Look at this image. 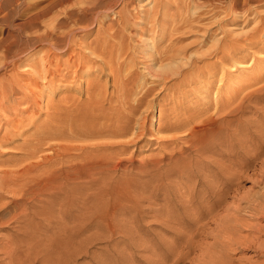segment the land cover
Returning a JSON list of instances; mask_svg holds the SVG:
<instances>
[{"label":"rangeland","instance_id":"1","mask_svg":"<svg viewBox=\"0 0 264 264\" xmlns=\"http://www.w3.org/2000/svg\"><path fill=\"white\" fill-rule=\"evenodd\" d=\"M54 1L55 0H0V38L6 37L11 34L15 38L16 42L19 43L20 48H25L24 52L16 54L19 60L17 59L18 62L15 64V66L10 62L11 57L8 56L9 59L6 58L4 51L0 49V84L7 83L9 81L8 83H13L16 89L15 91L11 92L10 100L2 98V101L4 100V105H0V153H3L0 154V165L5 162H7V164L12 163V160H15L18 157L17 154L19 149H21V147L25 146L26 143L31 141V139L33 138V134L37 132L38 127L44 124V121H50L49 115L52 119V116L54 115H52L51 113H56L55 115H57L60 111H68L66 114L62 113L61 117L63 115H65L66 117L69 115L72 116L76 112L75 107L78 111L79 107L85 105V100L88 99L87 97H89V93H93L95 88L96 90L99 88H104L105 90L103 89V91H106V93H108L107 95L109 96L112 95L113 101L117 102L113 105H119V102L116 100L117 97L115 89L122 86V89L127 92L129 91L128 93H131V102H135L133 100V97L136 96L138 98L141 94H143L149 87V85L152 84L151 80L153 78L155 79V77H152L148 73V69L145 68V64L152 62L154 57L158 56L157 52L170 46L169 44L177 46L179 45V47L180 45L186 46V44H188V48H190L185 56L182 55L184 57L177 60L178 63H176L179 66H183L184 68L188 67L189 62L191 61L188 57H195V55L200 58L199 61H197L196 63L194 62V66L196 68H204L203 70H207L208 67L213 63L218 65L215 67L213 66L214 68H212L211 71L213 72V74L215 73V75L211 78L196 75L197 77H199V79H197V77L195 76V78L191 82L182 83L180 81L184 77V75L176 73L177 75H172L166 87L161 88L159 86L160 89L158 87L157 90L148 97V99L154 100V105L153 107L147 108L150 110L146 111L147 114L149 113L148 115L152 120V126L154 129L158 127V121L160 120L161 115L164 116L168 114L169 109H171L175 105V103L181 107H187L186 109H191V112H199L202 108L207 107L212 103L209 101H211L210 99L215 98L219 88L222 87V96L224 100H226L228 92L236 88L238 84L246 82L248 83L249 80L254 79L256 76H259L260 74L264 75V27H261L262 29L259 30L264 20V0H240V4L238 5V7H235L232 1H229L225 5H223L221 2H214L215 4L213 5L211 3H203L202 0H132L128 2V4H125L120 0L114 5L112 9L107 10L106 15H101L99 17V23L92 24V18H89L90 15H87L84 12V9L88 4L87 0H69L64 2L63 5H58L54 3ZM163 1L170 4L169 7L166 8V12L168 11V13L171 15H169L171 23L170 25L169 23L167 24V33L164 37H162V32L158 31L160 28L154 29L153 27V23L156 21V19H158L159 16V19L161 18L162 13L160 14V12H157L156 15L154 14L156 17L152 15L153 17L151 18L150 16L149 20L144 19L148 12L152 13L156 10H160L161 6H159V4H162ZM222 5L226 6L227 9H224ZM45 6L46 8L42 9ZM43 11L47 12L45 13ZM120 11L130 12L131 21L129 25L124 26L119 23L118 18ZM36 13H41L40 17L37 20H30L32 16L36 15ZM135 14L137 17L135 16ZM74 18L76 19L74 20ZM150 23L152 24L150 25ZM86 24L88 26H84ZM110 26H114L113 29L119 27L120 33H122V35L119 33L118 36H115L112 39L115 38L113 41L118 42L119 44H123L126 49L120 58V61L122 60L121 62L123 63L124 61V63L123 68L120 69L118 74H114L107 67L106 63L104 62L105 58L103 57L102 53L97 52L96 54L91 55L92 50L88 48V43L92 40L94 41L104 39L105 36L100 35V33L106 34V31L110 29ZM84 27H90L91 31L86 34L82 29ZM54 28L58 29V31H61L65 28L74 30L75 33L73 32V34L71 33L72 35L70 34V38L73 41H71L70 43L69 50H67V48L65 47L63 48V45H60V48H51L45 41L37 42V39L35 40L38 35H45L47 29L53 30ZM176 28H180L179 31H182V34L179 31L176 32ZM256 28L257 30L254 31V34L253 30H255ZM40 31L42 32L40 33ZM101 31H103V33ZM34 35H36V37ZM176 35H182L184 41H174ZM65 38L67 39L66 36ZM220 39H224L223 42H227L226 45L231 49H229L228 51L230 53H227V60H224L223 63L221 62L220 57H218L219 55H221V53L219 55L216 53V47L223 43ZM217 41H219V43ZM82 43L85 44L83 45ZM189 43H192L193 45H189ZM23 44L26 45L23 46ZM214 45L216 47H214ZM73 47L75 49H73ZM71 49H73L75 52ZM1 52L4 53V55ZM78 52L82 56L86 54L89 55L90 53L89 57H86L84 59V65L76 63L75 65H72L73 67L66 68L67 65L65 64V61L68 59L69 54L71 55L73 53L72 55L77 56V54L79 55ZM42 53L45 54L43 55ZM98 53L100 55H98ZM203 53H205L207 57H202ZM53 54L57 55L54 56ZM209 55L210 57H208ZM44 57H46V59ZM56 57H59V59H57ZM47 59H55L52 64V69L54 70L56 68L58 69V71H56L55 69L53 78L52 76L43 77L42 75H36L39 74V69L42 68V64L44 63L43 61L45 60L46 62ZM188 59L190 61H188ZM88 60L90 63L87 62ZM183 60L184 62L181 63V61ZM5 61L7 62L5 63ZM167 61L168 60H166V62H160L159 64H165L164 66H168L166 64ZM176 63L174 64L173 62L170 63V61H168V64H171L172 67H177L178 65ZM184 64H186V66ZM56 65L60 67L57 66V68ZM76 66H78V68ZM61 67L63 69L62 71L60 69ZM70 68H73V72ZM36 69L38 71H36ZM68 69L71 72H69ZM16 72L18 75L16 74ZM33 72H35V75L33 74ZM23 73L24 76L22 75ZM63 73H65V76L63 75ZM31 74H33L36 79L38 78L37 81L39 83L33 80L32 81L34 83H30V76H32ZM11 75L17 77L14 78ZM9 77H12L14 79ZM202 77L204 80L202 79ZM8 79L12 80L10 81ZM40 79L43 81H41ZM209 79L211 82L209 81ZM123 81L125 83H123ZM8 83L5 85H8ZM42 83H44L45 85ZM258 84L262 88H260ZM127 86H129L131 92ZM263 87L264 79L259 81L258 83L255 82L253 84L251 83L245 86L243 92L244 94H246V92L247 94L257 93L259 94V97L253 98L245 103L246 107L244 109L243 115L241 116L243 117L245 125H241L238 127L237 124H233L232 126H230L231 129L229 131H225L222 134V137H227V135L233 137V135L236 134L235 138L239 137L238 139H241V144H236V149H238L242 155L238 153H231L229 157H226L212 153L213 158L218 160V164L224 163L225 165H227L225 166L223 164V168H227L229 170V168L231 167L230 169L232 170L236 165L237 166L235 169H238L240 167L238 169L240 170L239 174L237 175L238 179L237 177L235 179V186L231 188V190L229 189V194L226 193V195L223 197L224 199L222 200V203H220L221 205H218L219 207L216 208L214 212V219L212 218L210 220L208 217L201 215L204 217L199 216L202 218V220L199 221L200 224H197V222H195L194 220L195 218H199L197 215H195V212L197 211V202L198 200H200L201 194L203 196V191L201 189L204 188V184L208 179H213L212 176L216 178V175L213 171L210 172L212 174L211 177L210 175L206 176L204 174L205 170L203 169V171L200 168H203L205 166L194 162L191 158V161L189 160V158L185 159L187 162L185 161L186 164L182 165L183 168L181 172H177L174 174L172 173L171 169H168L169 167L166 166L165 163L169 162L167 160L166 162L162 161L160 163H157L156 166L154 165V167L148 163V167L144 168L143 171L137 170V168H135V170H131L133 171L132 173L131 171H129L131 174L127 173L126 171L122 172L123 175L127 173L126 175H124L126 177L122 176V179L120 178L122 173L120 171L118 172V176L120 177L118 178L117 176V184L119 185L121 183L119 187H122L125 191L127 190V192L131 193L129 197L133 198L132 200H126L124 202L122 198H116V208H114L112 204L102 205L92 203L95 204L92 205L90 202L89 206L88 202L84 203V205L79 204L81 205V209L79 212H76V214L81 213V218H79L77 222L81 220L80 222H84L86 227L88 226V224H90V222H94L96 228L88 227L79 236H75L71 233H65L64 230L60 229V226L67 222L70 224L72 220L69 218L68 220H66L67 218L63 219L61 218L62 216L56 212L55 227L49 232L42 233L35 238L34 248L36 250L33 251L36 252V256H33L34 254L32 252V258H34H31L26 264H264V212H254V209L252 210L250 208L251 205L256 207L255 205H257L259 201L264 200ZM89 89L92 91H90ZM261 89L263 92H260ZM86 90L89 92H86ZM86 93H88V95H86ZM136 97L134 99H137ZM72 101L73 104H71ZM61 104L62 106L68 105V108L69 106L70 108L74 107L73 112L72 110L69 111L70 109L68 110V108H66L67 106H64V108H66L65 110L61 106H58ZM108 105L109 103L106 104V106ZM49 107H52V109ZM57 107L59 110H57ZM81 109L84 111L83 107ZM143 109H145V106ZM53 110H55L56 112H54ZM82 110H80L81 114L83 113ZM80 111H78V113H75L73 119H77L78 116L81 115ZM58 115L60 116V113ZM65 116H63L62 118H64ZM232 131H234L235 134ZM5 135H9L10 138H7L10 141H5ZM150 135L151 133H147L146 136H144V139H139L135 143H132L129 146L127 154H123L122 157L127 159L131 155L130 158L135 162L134 165H138L142 162L146 163L147 161L153 162L155 159H160L161 155L166 151V149L164 148L166 147V144L159 143L157 140H151L147 138V136L149 137ZM159 135H164V132H161ZM86 141L91 142V140ZM246 154L251 155L249 157V159L251 160L256 156L257 160H255L254 162L246 161ZM174 160L176 161L178 159ZM122 169L125 168L123 167ZM168 170H170L171 173H169L170 171L168 172ZM238 170H235L233 172H235L236 174V171ZM146 172L148 174H146ZM192 172L193 174L196 172L195 174L198 175H193ZM190 173L192 174V176ZM161 177L163 178L162 181L160 180ZM73 181L75 182V180H72V184H74ZM137 183H139L140 185H136ZM154 185L156 186V190L154 189ZM119 187L118 189L120 191L123 190ZM131 187H134L137 192H135L134 189L132 190ZM136 187L138 188V190ZM143 189L144 192H142ZM121 192L123 193V191ZM140 192L143 195H141ZM136 193H139V197H137L138 195ZM70 196L72 195H69V197ZM118 200L121 203L118 202ZM121 200L125 204L127 202L126 205H128V202L130 204L132 201L139 207L134 209L133 207L129 206L130 209H124L123 202ZM143 201L145 204L143 203ZM239 202L242 206L238 210L236 209V205H238ZM142 204L145 206L142 207ZM101 205L104 206V209ZM90 207L92 208L90 209ZM146 207L150 208L146 209ZM122 208L124 210H122ZM54 209H58V205H56ZM125 210L129 212V214L125 215ZM110 211L112 213L111 216L114 215V217L109 216ZM94 212L96 215L94 214ZM133 212L136 213V217ZM100 214H103L102 217L99 216ZM181 214L183 217L182 219H188V222L186 221V223H184L182 222V220H179L181 219ZM187 214L189 218L186 216ZM131 215H134L135 218ZM233 216L236 217L234 218ZM131 217L134 219V221H132L133 219ZM177 217L179 218L177 219ZM113 219V222L110 221ZM191 219L193 221H191ZM174 220L176 221V223ZM102 221H105L104 223L106 225H104ZM177 221H181L179 223H182L183 225L179 224ZM201 222L204 224L207 223L209 225L206 228L207 230H205L206 233L199 228L202 225ZM111 223L114 225L116 223L118 225V227L117 225H115V228L117 227V231L115 230V228L113 230L112 227L114 225H111ZM190 224H193L192 227ZM25 225L26 222L24 221V218H22L21 228ZM71 225H74V223ZM4 226L5 228L0 231V235L4 238L3 240H6V242H8L13 232L11 231L9 225ZM103 228H105L104 232ZM113 231L114 233H112ZM219 236H221V238H219ZM19 237L24 240L28 239L22 237V235H20ZM50 238H52L51 240L54 239L55 244L50 240ZM220 239L222 241H220ZM41 240H43V242ZM45 240H47L48 244L50 243L52 245H47V242L45 243ZM63 241L64 244H61ZM38 242L41 243L40 246V243ZM56 242L59 243L56 245ZM42 245L49 246V249H51L50 251L48 249L49 255L44 254V252L47 250H44V246L42 247ZM58 245H62L60 247L64 248H59ZM47 246L45 247V249L48 248ZM50 246L54 247L51 248ZM40 250L43 254L40 252ZM50 252L52 255H50ZM52 252H54L55 254ZM38 254H42L43 258L45 257V255H48L49 257H46L47 260L44 258L45 261H43L42 257ZM25 258L26 257H20V262L23 263ZM49 258L51 259L50 261L48 260ZM178 260L180 261L178 262Z\"/></svg>","mask_w":264,"mask_h":264},{"label":"bare ground","instance_id":"2","mask_svg":"<svg viewBox=\"0 0 264 264\" xmlns=\"http://www.w3.org/2000/svg\"><path fill=\"white\" fill-rule=\"evenodd\" d=\"M66 1H69V0H55L54 3H56L58 5L59 4L63 5V3ZM118 1H120V0H87L88 4H87L85 9L83 6V9L87 15H90L89 18L90 17L92 18L91 24L92 23H99V17L101 15H106L107 10L112 9ZM121 1L124 2L125 4H128V2H130L132 0H121ZM193 1H197V0H193ZM229 1H232L234 3L233 5L235 7L236 6L238 7V5L240 4V0H202L203 3H206V4L211 3L213 5L215 4L214 2H219V3L221 2L223 5H225ZM244 1H249V0H244ZM169 5L170 4H168V2L163 1L162 4H159V6H161L160 10H156L152 13L148 12L146 14V16L144 17V19L149 20L150 16H151V18L153 16L156 17L155 15L157 12H160V14L162 13L161 18L159 19L160 16L158 15L159 16L158 19H156V21L153 23L154 29L160 28L158 31L162 32V34H163L162 37H164L167 33V28H166L167 24L169 23V25H170V23H171V19L169 18L170 14L168 13V11L166 12V8H168ZM47 7H48V5H47ZM44 8H46V6L43 7L42 9H44ZM163 8H164V10H163ZM223 8L225 9L226 6H223ZM154 9H156V8H154ZM43 12H45V11H43ZM37 13H39V12H37ZM37 13H36V15L32 16V18L30 17L31 18L30 20H32V19L37 20L41 14V13L40 14H37ZM135 16H136V14H135ZM75 19L76 18H74V20ZM118 19H119L120 24L127 26L130 24L131 14L128 11L127 12L120 11ZM28 22H30V21H28ZM23 24H24V22H23ZM87 24L84 26H88ZM151 24L152 23H150V25ZM174 24H176V23H174ZM51 25H54V24H51ZM74 27H76V26H74ZM90 27H84L82 29L84 30V32L86 34H88L91 31ZM113 27L110 26V29L106 31V34L100 33V35L105 36V37L102 36V37H104V39L94 40V41L92 40L91 42H89L88 48H90L92 50L91 55L96 54L97 52L102 53L103 57L105 58L104 62L106 63L107 67L114 74L115 73L118 74L120 69L123 68V63H124V61H123V63L121 62L122 60L120 61V58L126 49H125V46L123 44H119L118 42L113 41L115 38L114 39H112V38L115 36H118L120 33L119 27H117L115 29H113ZM180 27H183V26H180ZM261 27L262 28L264 27V20H263L262 26H260L259 30L262 29ZM22 28H24V27H22ZM56 28H54L53 30L47 29L45 35H38L37 38H35V40L37 39V42H44L45 41L46 43L49 44V46L51 48H60V45H63V48L65 47V48H67V50H69L70 43H71V41H73L70 38L71 37L70 34L71 33L73 34V32H74V30H72L73 27H72V29H70V28L66 29L65 28L61 31H58V29H56ZM28 29H30V28H28ZM175 30L177 32L180 30V28H176ZM256 30H257V28L255 30H253V33ZM173 31H174V28H173ZM41 32L42 31H40V33ZM101 32L103 33V31H101ZM36 34H38V33H36ZM120 34L122 35V33H120ZM10 35L0 38V49H2V51H4L6 58H8V56L11 57L10 62L15 66V64L19 60L17 58L16 54L24 52L25 48H20L19 43L16 42L15 38L12 35L11 36ZM34 36L36 37V35H34ZM65 36L67 37V39L65 38ZM250 36H252V35H250ZM77 39H78V37H77ZM248 39H250V38H248ZM182 40H183L182 35H178V36L176 35V37L174 38V41H176V42L177 41L181 42ZM220 40H222V39H220ZM223 41H224V39L222 40V42ZM217 42L219 43V41H217ZM233 43H235V42H233ZM191 44L189 43V45H191ZM226 44H227V42L226 43L223 42L218 47L215 46L216 43L214 45V47H216V50H217V52L216 51L215 52L218 55L221 53V55H219L218 57H220L222 63L224 62V60H227V53H230V52H228L230 48ZM25 45L23 44V46H25ZM169 45L170 46H168V47L157 52L158 56L154 57V59H153L154 62L152 61L150 63L145 64V68L148 69V73L152 77H155V79L153 78L152 79L153 81L151 80L152 84L149 85V87L146 89V91L144 93L142 91L143 94H141L140 96L138 95L139 96L138 98L135 96L137 99H134L135 97H133V100L135 102H133V101L131 102V99H132V98L130 99L131 93H128L129 91L127 92L124 89H122L121 85H118V86H121L120 88L115 89L116 90L115 93H116V97H117L116 100L119 102V105L118 104L113 105L114 103H117V102L113 101L112 95L109 96V95H107L108 93H106V91H103L104 88L103 89L99 88L97 90L95 88L93 93L92 92L89 93V97H87L88 99H86L87 101L85 100V105L82 106L84 111L81 109L82 107L78 106L79 109L83 111V113L81 114V111L78 109V111H80L81 115H79L77 119H75V118L73 119V116H75V113L76 112L78 113L76 107H75L76 112L72 116L69 115L66 117L65 115H63V116H65L64 118H62L63 116L61 117L62 113L66 114L68 111L58 112V114L60 113V116L58 114H57L58 116L55 115L56 113H54V114L51 113L52 115H54V116H52V119H51V116L49 115L50 121H48V122L44 121L45 123L43 122L44 124L40 125L38 127L37 132L35 134H33V138L31 139V141L26 143L25 146L21 147V149H19L20 147L18 148L19 151H21V152L18 151V154H17L18 157L15 160H12L13 161L12 163L7 164V162H5L6 164L2 163V165H0V231L5 228L4 225H9V227L11 228V231L13 232L10 240L9 241L7 240L8 242H6V240H3L4 238L0 235V264H26L32 258V255H31L32 252L34 254L33 256H36V252L33 251V250H36L34 248L35 238L38 237L42 233L49 232L50 230H52L55 227V225H56L55 213L56 212L58 214H60L62 216L61 218H63V219L67 218L66 220H68V218H69L72 220L70 222V224L66 221L67 223L64 222L65 224H62L63 225V226L61 225L62 227L60 226V229L64 230L65 233H71L75 236H79L88 227H90V228L95 227V223L90 222V219H89L90 224H88L87 227L85 226L84 222H80L81 220L77 222V220L79 218H81V213H79L80 214L79 215V214H76V212L80 211L81 205H84V203L88 202V206H89V202H90L91 204L92 203H97V204H102V205L103 204L104 205L105 204H107V205L112 204L114 206V208H116L115 207V205L117 203L116 198H122V200H124V202L126 200L127 201L132 200L133 198L129 197L131 195L130 192H127V190L125 191L122 187L121 188L123 190H121V191H123V193L118 189L119 185L121 184L120 182H119L120 183L119 185L117 184L118 183L117 176L119 174L118 172L120 171L122 173V172L126 171L127 173H130L129 171L135 170V168H137V170L143 171L144 168L148 167L149 164H151V166L154 167V165L156 166L157 163H160L162 161L166 162V160L169 162H166L165 164H166V166L169 167L168 169H171L173 174L177 173V172H181V170L183 168L182 165L186 164L187 161L185 159H187V158H189L190 161H191V159H193L194 162L205 166L203 168L202 167H200V168L202 170L203 169L205 170V171L204 170L203 171H204V174L206 176L210 175V177H211L212 176V174L210 173L211 171H213L215 173L216 178H214V176H212L213 179L210 178L206 181V183L204 182L205 183L204 188L201 189L203 191V196L201 194L202 197L200 196V200L197 199L198 200V202H197L198 207H197V211L196 212L194 211L196 213L195 215H197L198 217L201 215H204L205 217H208L210 220L213 218L216 208H218L221 205L220 203H222V200L224 199L223 197L226 195V193H228L231 190V188H233L235 186V184H234L235 179H236V177L238 179L237 175L239 174L240 170H238V169L240 167L238 169H235L237 166L236 165L232 170L230 169L231 167L229 168V170L227 168H223V166L225 164L224 163L218 164L217 163L218 160L213 158L212 153L219 154V155L226 156V157H229L231 155V153L241 154V152L238 149H236V146H237L236 144L240 145L241 139H238L239 137L238 138L236 137L238 140L235 138L236 134L234 133V131H232L235 134V135H233L234 138L231 137L230 135H227V137H222V134L225 131H229L231 129L230 126H232L233 124H237L238 127L241 125H245V122L243 121V117H241L243 115L244 109L246 107L245 103L250 101L253 98L259 97V94H257V93H255V94L248 93L247 94V92H246V94H244L243 92H244L245 86H247L248 84H251V83L253 84L255 82L258 83L259 81L264 79V75L260 74L259 76H256L254 79L249 80L248 83L246 82V83L238 84V86L236 88H234L230 92H228L226 100H224V98L222 96V87L219 88L218 92L216 91L217 93H216L215 98L210 99L211 101H209L212 103L209 104L208 106L206 105L207 107L202 108L201 111H199V112L198 111H192L191 112V109H189V108L186 109L187 107L184 108V107H181L175 103V105L171 109H169L168 114H166L164 116L161 115V118L158 121L159 125L157 128L154 129L152 126V120L150 119V116L148 115L149 113L148 114L146 113V111L150 110L147 108L153 107L154 100L153 99L150 100V99H148V97L151 96L157 90V88L159 86L161 88L166 87L167 83L170 80V78L172 77V75L174 76L176 73H178L180 75H184V77L181 79L180 82L186 83V82H191L195 78L196 75L203 76L206 78L213 77L215 75V73L213 74V72L211 70H212V68H214L215 66L218 65V64L213 63L212 65H210L208 67L207 70H203L204 68L203 69L196 68L194 66V62L196 63L197 61H199L200 58L197 57L196 55H195V57H193V56H190L188 54L190 56L188 58L191 60L190 61L188 59V61H190L189 66L186 68H184L183 66H179L177 64L178 63L177 60L179 58L184 57L188 53V50L190 48H188L189 47L188 44H186V46L180 45V47H179V45L178 46L177 45H171V44H169ZM23 46H21V47H23ZM74 47H73V49H75ZM227 48H228V50H227ZM73 49H71V50H73ZM48 50H50V49H48ZM64 50H66V49H64ZM71 50H70V52H71ZM81 51H80V53H81ZM206 52H207V50H206ZM4 53H2V54L4 55ZM80 53H79V55H80ZM99 53H98V55H100ZM189 53H190V51H189ZM72 54L71 55L69 54V57L67 56L68 59L65 61V64L67 65L66 68L73 67L72 65H75L76 63L84 65V63H85L84 59L86 57H89V55H90V53H89V55L86 54L83 56L82 55L79 56L78 54H77V56H74ZM191 54H192V52H191ZM203 54H202V57L203 56L207 57V55H205V53H203ZM207 54H209V53H207ZM55 55H57V54H55ZM182 55H184V56H182ZM46 57H44V58L46 59ZM208 57H210V55ZM91 58H92V56H91ZM55 59H49V60L47 59L46 62L44 60L43 61L44 63L42 64V68H40V69L38 68L39 74H36V75L37 76L42 75L43 77L52 76V78H53L54 77L53 75L55 73L56 68L54 67L55 69L53 70L52 64H53ZM57 59H59V57ZM166 60L170 61V63L173 62L174 64L177 62L176 64L178 66L176 67L173 64V66L176 67V68H174L171 66V64H168V61L166 63L168 66H164L165 65L164 63H163L164 65L159 64L160 62H163V61L166 62ZM186 61H187V59H186ZM6 62L7 61H5V63ZM87 62L90 63L89 60ZM183 62H184V60L181 61V63H183ZM41 63H42V61H41ZM57 63H58V61H57ZM179 63H180V61H179ZM1 65H3V64H1ZM7 65H9V64H7ZM169 65H170V67H169ZM184 65L186 66V64H184ZM57 66L58 65H56V67ZM64 66H63V68H64ZM86 66H88V65H86ZM58 67H60V66H58ZM76 67L78 68V66H76ZM75 68H74V70H75ZM205 68H207V67H205ZM60 69H61V71L63 70L62 67ZM70 69H72V72H73V68H70ZM131 70H132V68H131ZM36 71H38V70L36 69ZM56 71H58V69H56ZM35 72H33L34 75H35ZM69 72H71V71L69 70ZM221 72H222V70H221ZM56 73H58V72H56ZM113 73H112V75H113ZM16 74H17V72H16ZM33 74H31L32 76H30V78H31L30 83H34L33 81L38 82L37 81L38 78L36 79L33 76ZM64 74L65 73H63V75ZM22 75L24 76V73ZM61 75H59V76H61ZM11 76L14 77V75H11ZM73 76H74V74H73ZM79 76H80V74H79ZM15 77H17V76H15ZM61 77H63V76H61ZM203 77H202V79H203ZM9 78H12V77H9ZM14 78H12V79H14ZM197 79H199V77H197ZM8 80H10V79H8ZM41 81H43V80H41ZM114 81H115V79H114ZM209 81H210V79H209ZM7 83H1L0 84V97H1L0 105H4V103H3L4 100L2 101V98L10 100L11 92L16 90L15 85H13V83H11V84L8 83V85H5ZM123 83H125V82L123 81ZM40 84H41V82H40ZM42 84H44V83H42ZM31 86H33V85H31ZM127 87L129 89V86H127ZM160 87H159V89H160ZM259 87H260V85H259ZM209 88H211V87H209ZM260 88H262V87H260ZM87 90H86V92H89ZM129 90L131 92V89H129ZM256 90H258V89H256ZM90 91H92V90H90ZM261 91H262V89L260 90V92ZM207 92H209V91H207ZM223 92H225V91H223ZM181 93H182V91H181ZM86 95H88V93H86ZM209 95H210V93H209ZM166 97H167V95H166ZM210 97H211V95H210ZM22 98H23V96H22ZM169 99H171V98H169ZM73 101L71 104H73ZM173 101H175V100H173ZM107 103H109L108 106H106ZM58 106H61L62 108H64V106H67L66 108H68V105L62 106V104H61ZM144 106H145V109H143ZM49 108L52 109V107H49ZM66 108H64V110ZM73 108H70V106H69L68 110L70 109L69 111L72 110V112H73V110H74ZM57 110H59L58 107H57ZM60 110H62V109H60ZM211 110H213V111H211ZM53 111L56 112L55 110H53ZM69 113H71V112H69ZM55 116H57V117H55ZM161 132H164V135H159ZM147 133H151V135L149 137L147 136V138H149L151 140L154 139V140H157L159 143L166 144V147H164L166 149V151L161 155L160 159H157V160L155 159L153 162L147 161L146 163L142 162V163H139L138 165H134L135 162L130 158L131 155L127 159L122 157L123 154H127L129 146L132 143H135L139 139H144V136H146ZM7 137L10 138L9 135L8 136L5 135V138H6L5 141H10ZM145 139H146V137H145ZM13 140H14V137H13ZM86 140H91V142L86 141ZM3 143H4V141H3ZM14 148H16V147H14ZM0 154H3V153H0ZM250 156L251 155H249V154L245 155L246 161H248V162L253 161L254 162L255 160H257L256 156L255 157L252 156V157H254L252 160L249 159ZM174 159H178V160L175 161ZM9 161H10V159H9ZM225 166H227V165H225ZM123 167L125 169H122ZM197 167H199V166H197ZM201 169H199V170H201ZM235 170H238V171H236V174H235V172H233ZM169 171L170 170H168V172ZM171 171L169 173H171ZM203 171H201V172H203ZM132 172L133 171H131V173ZM186 172H188V171H186ZM127 173H125L124 175H126ZM146 174H148V173L146 172ZM192 174H193V172H192ZM192 174H191V176H192ZM124 175L122 173L121 177L118 176V178L120 177L122 179V176L126 177ZM195 175H198V174H195ZM199 175H201V174H199ZM128 176H129V174H128ZM137 177H139V176H137ZM162 179L163 178L161 177L160 180L162 181ZM72 180H75V182L73 181L74 184H72ZM138 184L139 183H137L136 185H138ZM149 184H148V186H149ZM130 186H131V184H130ZM131 188H132V190L134 189V187H131ZM155 188H156V186L154 187V189ZM132 190H130V191H132ZM137 190H138V188H137ZM139 190H141V189H139ZM135 192H137V191L135 190ZM142 192H144V189ZM140 194H141V192H140ZM69 195H72V196L69 197ZM137 195H138L137 197H139V193ZM141 195H143V194H141ZM156 197H157V195H156ZM118 202H120V201L118 200ZM124 202H123L124 209L129 208V206L133 207L134 209L139 207L138 205H136L132 201L130 204L128 202V205H126L127 202H126V204ZM143 203H144V201H143ZM79 204H81V205H79ZM150 204H151V201H150ZM56 205H58V209H54V207ZM92 205H95V204H92ZM113 206H111V207H113ZM144 206L145 205H143L142 207H144ZM236 206H237L236 209L239 210L242 205L239 202V204ZM255 206L256 207H254L252 205L250 206V208L252 210L254 209L253 210L254 212H262V213L264 212V200L259 201V203ZM102 207L104 209V206H102ZM91 208L92 207H90V209ZM148 208H150V207H148ZM148 208L146 207V209H148ZM99 209H101V208H99ZM103 209H101V210H103ZM124 209L122 208V210H124ZM94 210H95V208H94ZM143 210H145V209H143ZM150 210H152V209H150ZM111 211H112V209H111ZM111 211H110L109 216H111V214H112ZM125 212H126L125 215L129 214V212H127L126 210H125ZM94 214H95V212H94ZM94 214H93V216H94ZM98 214H99V212H98ZM135 214L136 213H134V215ZM102 215L100 214L99 216L102 217ZM134 215L133 216L131 215V216L134 217ZM173 215H175V214H173ZM112 216L114 217V215H112ZM186 216L188 217V214ZM204 216H201V217H204ZM97 217H98V215H97ZM135 217H136V215H135ZM201 217H199L197 219L196 218L195 219L193 218V219L198 224L199 221L202 220ZM22 218H24L26 225L21 228ZM125 218H127V217H125ZM178 218L179 217H177V219ZM180 218L181 219H179V220H182V222H184V223H186V221L188 220V219L183 220L182 214H181ZM175 219H176V217H175ZM86 220H87V218H86ZM105 221H102V223H104ZM110 221L113 222L114 219L110 220ZM132 221H134V219ZM191 221H193V220L191 219ZM179 222H181V221H179ZM73 223H74V225H71ZM175 223H176V221H175ZM179 224H182V223H179ZM194 224H196V223H194ZM104 225H106V224L104 223ZM111 225H114V224L111 223ZM115 225H117V224L115 223ZM115 225L112 227L113 230L115 228ZM190 225L192 227L193 224H190ZM98 226H100V225H98ZM195 226H194V228H195ZM207 226H209L207 223H205V224L202 223V225L199 228L202 229L203 232L206 233L205 230H207L206 229ZM117 227H118V225H117ZM126 227H128V226H126ZM116 228H115V230H116ZM186 228H189V227H186ZM104 229L105 228H103V232H104ZM135 229H137V228H135ZM181 229H183V228H181ZM200 229H199V231H200ZM59 231H61V230H59ZM121 231H123V230H121ZM197 231H198V228H197ZM108 232H110V231H108ZM181 232H182V230H181ZM112 233H114V231ZM200 233H202V232H200ZM200 233H198V234H200ZM20 235H22V237H25L28 239H25V240L21 239L19 237ZM39 238H41V237H39ZM219 238H221V236H219ZM230 238H232V237H230ZM51 239L52 238H50V240ZM41 241L43 242V240H41ZM51 241H53V243L55 244L54 239ZM220 241H222V240L220 239ZM46 242H47V240H45V243ZM38 243H40V242H38ZM58 243L59 242H56V245ZM25 244H27V245H25ZM46 244L49 245L50 243L48 244V242H47ZM61 244H64V241ZM73 244H74V242H73ZM23 245H25V246H23ZM40 245H41V243L39 244V246ZM47 245H42V247L44 246L43 249L47 250L45 252H48V249H49V246H47ZM50 245H52V244H50ZM46 246L48 248L45 249ZM58 246H59V248H64V247H60L62 245H58ZM50 247L53 248L52 246H50ZM40 249H42V248H40ZM50 250L51 249H49V251ZM40 252H41V250H40ZM45 252H44V254L49 255V252L48 253H45ZM57 252H58V250H57ZM52 253H54V252H52ZM42 254H38V255L42 257L43 261H45V259L47 260L46 257H49V256L45 255V257H44L45 259H44ZM50 255H52L51 252H50ZM20 257H26L24 259L23 263L20 262ZM50 258L48 259L49 261L51 260ZM179 261L180 260H178V262Z\"/></svg>","mask_w":264,"mask_h":264}]
</instances>
